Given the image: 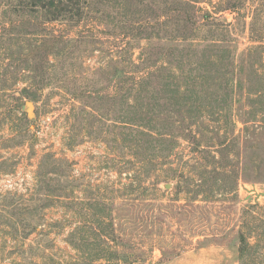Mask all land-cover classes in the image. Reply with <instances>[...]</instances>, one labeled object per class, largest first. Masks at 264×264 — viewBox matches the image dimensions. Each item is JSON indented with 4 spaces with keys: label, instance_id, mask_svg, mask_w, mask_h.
<instances>
[{
    "label": "rangeland",
    "instance_id": "374dc122",
    "mask_svg": "<svg viewBox=\"0 0 264 264\" xmlns=\"http://www.w3.org/2000/svg\"><path fill=\"white\" fill-rule=\"evenodd\" d=\"M34 1L0 0V264H264V135L223 88L263 0Z\"/></svg>",
    "mask_w": 264,
    "mask_h": 264
},
{
    "label": "trees",
    "instance_id": "16d2710c",
    "mask_svg": "<svg viewBox=\"0 0 264 264\" xmlns=\"http://www.w3.org/2000/svg\"><path fill=\"white\" fill-rule=\"evenodd\" d=\"M36 2H38L39 7L44 8L45 10L54 9L56 13L60 15L69 14L73 10V7H74V4H73L74 0H35L34 3ZM258 11L259 9H257V12ZM256 17H258V15H255L253 17V22H252L253 25L256 22ZM185 28L186 26L183 27L184 31L186 30ZM186 40H189V39L187 37H180V38H176L175 42L181 43ZM254 41L257 42V44H252L251 46L247 47L242 52V54L239 55V57L235 58L237 60H235L234 62L231 61L232 68L237 67L236 83H234L233 81L234 77L232 76L231 80L229 82L227 81L223 88H226L225 94L230 98L234 106H237L239 110L241 109V111H244L245 113L249 115L248 117L241 120L243 123V128L247 129L249 127L251 128L253 127V129H255L254 133H257L256 129L259 128L261 129L262 135H264V108L256 107L255 105L257 101H263L264 103V71L261 73V69L264 68V41H261L260 38L255 39ZM212 43H216V42H212ZM252 54L255 56L254 59H258V61L262 63V68L257 67L252 64V69L250 72V74L254 73L253 79L258 78L259 80V86L257 87L253 86L250 83L242 82L243 80L242 72L244 70L245 64H248L250 62L248 59L244 58V55L250 56ZM241 66H243V68ZM156 73H157L156 70H148L144 72L143 75L138 76L139 85L143 86L144 83L148 85V81H151V79L154 76L158 75ZM251 81H252V78L250 79V82ZM193 84L197 85V81L194 82ZM246 85L248 86V88L245 87ZM199 90L201 91L202 89H199ZM176 92L180 94V93H183L184 91H181V87L179 86L176 88ZM195 92H196L195 94L197 95L199 91L195 90ZM144 97L146 98L147 94H143L142 98ZM150 98L151 97H148V100H146L147 107H149L150 104L151 103L153 104V101H155V100L151 101ZM152 106L154 107V105ZM153 107L151 108L152 110H153ZM257 115H260L259 119H256ZM150 120H153V118H151ZM155 120L157 121L158 119H155ZM153 126L154 127H151V128H155L153 129L154 130L153 132L149 131L148 129L146 132L153 133L152 136L155 137L158 145H161L163 143L166 145L167 143L168 145L167 148L171 149L177 145V142H179L180 139H184V136L182 134H179L178 137H176V135H172L170 132H167L168 129L166 126L159 125V127H155L156 124ZM141 132H145V130L142 129ZM261 143L264 144V142H261ZM257 145H260L259 147H261L260 141L259 143L256 144V146ZM162 149L163 148L158 149V152L160 154L163 151ZM170 149H166V150H170ZM262 150L264 151V146H262ZM246 246H247V241L243 233L240 232L239 233V258L243 257Z\"/></svg>",
    "mask_w": 264,
    "mask_h": 264
},
{
    "label": "water",
    "instance_id": "95a60500",
    "mask_svg": "<svg viewBox=\"0 0 264 264\" xmlns=\"http://www.w3.org/2000/svg\"><path fill=\"white\" fill-rule=\"evenodd\" d=\"M32 107H33V105H32V103H31V101H27V114L28 115H30L31 113H32Z\"/></svg>",
    "mask_w": 264,
    "mask_h": 264
}]
</instances>
